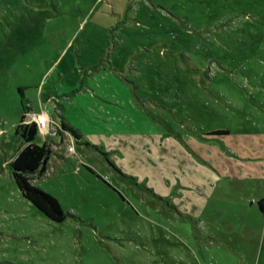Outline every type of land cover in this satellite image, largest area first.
<instances>
[{"label": "rangeland", "instance_id": "1", "mask_svg": "<svg viewBox=\"0 0 264 264\" xmlns=\"http://www.w3.org/2000/svg\"><path fill=\"white\" fill-rule=\"evenodd\" d=\"M19 87L61 222L11 172ZM263 187L264 0H0V264H264Z\"/></svg>", "mask_w": 264, "mask_h": 264}, {"label": "trees", "instance_id": "2", "mask_svg": "<svg viewBox=\"0 0 264 264\" xmlns=\"http://www.w3.org/2000/svg\"><path fill=\"white\" fill-rule=\"evenodd\" d=\"M18 90L23 96L24 114L15 129L20 142L16 146L15 154L9 164L11 172L22 196L48 218L61 222L71 213L63 208L61 201L55 195L35 182L47 172L48 162L53 153L52 145L48 141L44 144L35 142L38 136L37 123L28 118L32 106L30 102L26 103L24 99V87H19ZM62 127V129H69L76 138L80 137L78 131L72 126L63 123ZM58 133L62 134L61 128L58 129ZM258 205L264 213V187Z\"/></svg>", "mask_w": 264, "mask_h": 264}, {"label": "built area", "instance_id": "3", "mask_svg": "<svg viewBox=\"0 0 264 264\" xmlns=\"http://www.w3.org/2000/svg\"><path fill=\"white\" fill-rule=\"evenodd\" d=\"M42 109L43 110L41 112H39V113H34L33 112V116L40 117V116L47 115L48 121H47V124L44 126L45 127V135H44V137H45L49 133L58 132L59 127H56L55 118H53L51 116V114L49 113V109L46 106H43ZM67 144H68L69 150H75V143L73 141L72 142H67Z\"/></svg>", "mask_w": 264, "mask_h": 264}, {"label": "crops", "instance_id": "4", "mask_svg": "<svg viewBox=\"0 0 264 264\" xmlns=\"http://www.w3.org/2000/svg\"><path fill=\"white\" fill-rule=\"evenodd\" d=\"M89 96H90V97H89ZM89 96H86V99L91 101V102L89 101V103H95V99L92 100L93 97H92L91 95H89ZM91 97H92V98H91ZM66 109H68V108L65 107L64 104H63V105L60 106V108H58L57 111L60 113V116H61V120H62V122H63V123H66V125L72 126V127L74 128V125H73L72 123L69 124V122H67V121L65 120V117H66V116H65L64 114L61 113V112H63V111L66 110ZM78 133H79L80 137H79V138H76V137H75V138L77 139V141H78L79 143H83V142L85 141V139H86V136H85V134H83V133H80V132H78ZM52 140H53V139H52ZM53 147L55 148V146H54V145L52 146V149H53V151H54V148H53Z\"/></svg>", "mask_w": 264, "mask_h": 264}, {"label": "clouds", "instance_id": "5", "mask_svg": "<svg viewBox=\"0 0 264 264\" xmlns=\"http://www.w3.org/2000/svg\"><path fill=\"white\" fill-rule=\"evenodd\" d=\"M32 121L37 123L38 134H40L41 136H44L45 135V127L44 126L47 124V121H48L47 115L40 116V117L33 116Z\"/></svg>", "mask_w": 264, "mask_h": 264}]
</instances>
